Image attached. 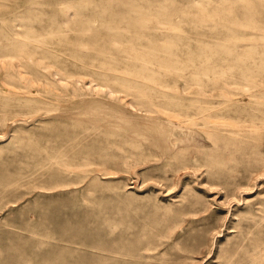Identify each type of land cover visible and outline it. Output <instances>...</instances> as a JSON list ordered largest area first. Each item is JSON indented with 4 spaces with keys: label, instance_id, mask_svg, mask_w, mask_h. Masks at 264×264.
<instances>
[{
    "label": "rangeland",
    "instance_id": "rangeland-1",
    "mask_svg": "<svg viewBox=\"0 0 264 264\" xmlns=\"http://www.w3.org/2000/svg\"><path fill=\"white\" fill-rule=\"evenodd\" d=\"M11 49L0 264H264V0H0Z\"/></svg>",
    "mask_w": 264,
    "mask_h": 264
},
{
    "label": "bare ground",
    "instance_id": "bare-ground-1",
    "mask_svg": "<svg viewBox=\"0 0 264 264\" xmlns=\"http://www.w3.org/2000/svg\"><path fill=\"white\" fill-rule=\"evenodd\" d=\"M29 39H30V37H29ZM32 40H33V39H32ZM24 41H26V40H24ZM27 41H28V40H27ZM28 42H29V41H28ZM22 43H26V42H22ZM22 46H25L26 49H27V44H23ZM6 49H7V48H6ZM13 54H14V52H13L12 49H11V51H9V52H3V53H1L0 56H2V57H6V56H9V55H13ZM24 55H25V54H24ZM24 55H23V56H24ZM20 59H23V58H20ZM29 61H30V60H29ZM21 62H25V63H26L27 61H25V60H21ZM40 63H41V62H40ZM224 63H226V62H224ZM36 64H37V63H36ZM220 65H221V64H220ZM217 67H218V66H217ZM212 72H213V71H212ZM190 74H191V73H190ZM31 83H32V82H31ZM34 83H35V82H34ZM197 85H198V84H197ZM29 92H30V91H29ZM174 115H175V114H173V116H174ZM198 115H199V114H198ZM175 116H176V115H175ZM177 117H178V116H177ZM183 117H184V116H182V118H183ZM186 117H187V116H186ZM205 117H206V116H205ZM175 118H176V117H175ZM182 118H181V116H180V119H182ZM216 119H217V118H216ZM187 120H188V117H187ZM187 120H186V121H187ZM183 121H185V120H183ZM192 121H193V120H192ZM192 121H191V122H192ZM175 122H177V120H175ZM171 123H172V122H171ZM186 124H187V123H186ZM189 124L191 125L192 123H189V122H188V125H189ZM193 126H194V125H193ZM191 128H192V127H191ZM180 129H182V128H180ZM192 129H193V128H192ZM185 130H186V128H185ZM184 144H185V143H184ZM41 244H42V243H41Z\"/></svg>",
    "mask_w": 264,
    "mask_h": 264
}]
</instances>
